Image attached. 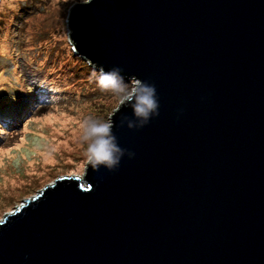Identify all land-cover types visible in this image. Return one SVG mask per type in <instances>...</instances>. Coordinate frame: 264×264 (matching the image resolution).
<instances>
[{
  "label": "water",
  "instance_id": "95a60500",
  "mask_svg": "<svg viewBox=\"0 0 264 264\" xmlns=\"http://www.w3.org/2000/svg\"><path fill=\"white\" fill-rule=\"evenodd\" d=\"M74 54L156 86L159 115L122 127L135 153L86 165L0 219V264H264V0H91Z\"/></svg>",
  "mask_w": 264,
  "mask_h": 264
},
{
  "label": "rangeland",
  "instance_id": "374dc122",
  "mask_svg": "<svg viewBox=\"0 0 264 264\" xmlns=\"http://www.w3.org/2000/svg\"><path fill=\"white\" fill-rule=\"evenodd\" d=\"M73 3L0 0V219L55 179L81 178L80 122L117 108L115 94L96 87L95 68L73 58Z\"/></svg>",
  "mask_w": 264,
  "mask_h": 264
},
{
  "label": "clouds",
  "instance_id": "9594fccd",
  "mask_svg": "<svg viewBox=\"0 0 264 264\" xmlns=\"http://www.w3.org/2000/svg\"><path fill=\"white\" fill-rule=\"evenodd\" d=\"M77 2L91 3V0H77ZM122 71V68L116 65L107 69L100 65L93 71L92 76L96 87L101 91H111L115 94L117 109L119 105H127L132 109V119L122 121L121 126L139 129L159 115L156 86L139 78H134V82L130 84L129 80H125ZM113 115L115 111L109 114L108 119L87 116L79 124L81 140L86 145L84 163L95 170H99L100 167L108 171L116 170L125 155L129 159L135 155L134 152L119 145L113 131L114 125L116 126L111 119Z\"/></svg>",
  "mask_w": 264,
  "mask_h": 264
},
{
  "label": "trees",
  "instance_id": "16d2710c",
  "mask_svg": "<svg viewBox=\"0 0 264 264\" xmlns=\"http://www.w3.org/2000/svg\"><path fill=\"white\" fill-rule=\"evenodd\" d=\"M43 0H28V2H29V4L31 5V4H33V5H37V7L41 4V2H42ZM45 1V0H44ZM26 29V28H25ZM26 31H28V30H26ZM45 32H47L46 30H45ZM30 37H31V35H30ZM25 47V46H24ZM31 47V46H30ZM29 48V47H28ZM74 57L73 58H76V60H77V62H79V63H81L85 68H87V69H89L90 68V65L85 61V60H83V59H81L80 57H78L77 55H73ZM81 65V66H82ZM87 66V67H86ZM80 68H82V67H80ZM84 69V68H83ZM91 69V71L92 70H94L93 68H90ZM99 110H102V108L101 107H99ZM3 120L2 119H0V122H2ZM3 123V122H2ZM4 124V123H3ZM7 126V128L8 127H10V125H8V123H6V125H5V127Z\"/></svg>",
  "mask_w": 264,
  "mask_h": 264
}]
</instances>
